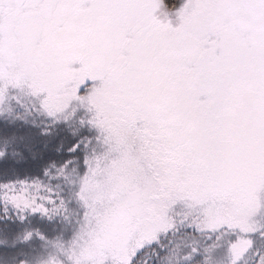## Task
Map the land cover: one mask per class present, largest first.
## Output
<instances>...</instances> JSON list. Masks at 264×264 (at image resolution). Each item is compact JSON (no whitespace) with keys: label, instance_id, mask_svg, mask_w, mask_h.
<instances>
[{"label":"snow or ice","instance_id":"obj_1","mask_svg":"<svg viewBox=\"0 0 264 264\" xmlns=\"http://www.w3.org/2000/svg\"><path fill=\"white\" fill-rule=\"evenodd\" d=\"M0 264H264V0H0Z\"/></svg>","mask_w":264,"mask_h":264}]
</instances>
